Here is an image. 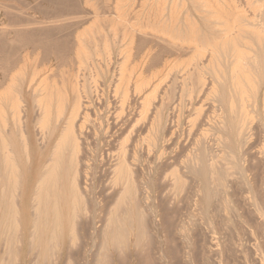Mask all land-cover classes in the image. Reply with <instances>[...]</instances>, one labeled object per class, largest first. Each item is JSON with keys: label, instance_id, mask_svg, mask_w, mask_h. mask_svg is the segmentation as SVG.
<instances>
[{"label": "bare ground", "instance_id": "bare-ground-1", "mask_svg": "<svg viewBox=\"0 0 264 264\" xmlns=\"http://www.w3.org/2000/svg\"><path fill=\"white\" fill-rule=\"evenodd\" d=\"M15 1L17 0H14V2ZM18 1L20 2V0ZM52 1L53 0H51V2ZM70 1L74 4L79 3V1L78 3L73 2L74 0H55L53 2L54 4L56 2L58 6L55 4L56 6L50 7L53 10L50 8L49 9L52 10V12L53 11L56 12V10H59L61 12H64V14L65 12H68V11L69 13L70 11L72 13V10L77 9V8H75L74 4H72ZM82 1H84L85 3L84 5L87 4L89 6L88 8H90L94 4L89 5L90 4L89 1L93 2L95 0L93 1L82 0ZM106 1L107 0H105L104 3L101 1L102 3L100 5L108 4L109 2L106 3ZM108 1H111V0H108ZM23 2L26 5L29 4V3L27 4V1H21L20 3L24 5ZM96 2L97 1H95V3ZM120 2L122 4L120 5L117 4ZM34 3L35 2L31 3V6L28 5L30 9L32 6L33 7L36 6V4ZM44 3H47V2L44 1ZM111 3L112 2L109 3L110 5H108L105 10H104V6L102 5L104 12L105 11L108 12L111 10V9L109 10L108 8L109 6L113 4ZM117 3H116L117 8L119 10L121 9L120 12L119 10H117V13L119 12L121 14L118 13L119 16L117 15L116 17H113V18H115V22L117 21L116 23L114 22V24H116L115 27H118L117 25L123 26L122 32H121L122 34L119 32V30L115 31L114 27H112L111 29L112 32L109 31L110 32L109 33L106 31V33L108 34L113 33L112 35H114L113 37L115 38L116 37L115 32H118L117 36L120 33L121 36L125 38L126 43L125 45H123L124 47L122 46L123 50L121 51L122 56H123V60H122L123 64L120 67L118 66L119 67L118 71L120 75L119 80H118V83L116 84L114 83L115 88L114 87L112 88V90L115 89L116 91L115 94L116 93L119 94L118 95L119 97L117 96L119 99L114 98L118 100V101L117 100L115 101L113 99L111 100L108 97L112 102L108 101L107 103L108 107H113L114 109L118 108L119 113L117 112L118 115L116 116H113V113L110 114L111 117L113 116L112 122H111V118L110 120L107 118L108 116L106 118L109 122L112 123L111 124L112 132L115 131L117 133V129H124L125 134L124 136L121 135L118 137V138L120 137L122 138H121V144L118 143L119 148L116 147L117 148L116 151L118 155L116 156V159L113 158L112 160L114 161L113 162L114 165L112 166L111 171H110L111 187L110 185L109 187H107L110 190L109 192L108 190L107 192L105 191L106 193L104 194V197L102 199L103 203L101 202V204H107L108 199L112 201L111 207L107 209L109 211H106L108 212V215L106 216L107 218L105 219L104 217L105 215L103 216L104 217L103 219H105L106 221L103 222L104 223L102 225L103 227L101 228V231H99L101 232V234H99L101 241L99 243V248H98L100 250L97 255L100 257V260L98 257H96L97 258L96 260L97 261L99 260V262L96 263L97 261H94V260L93 261L96 264H125L126 262L128 264H151L153 259L150 260L151 259L150 256L152 255L149 256V250L150 248L154 246V245L150 246L151 244L154 243L153 234L157 238H158L157 234L162 235L163 237L162 240L165 242L164 244L166 245V248L164 245V249H165L164 255H167V258L170 261H173L174 258L177 257V259L180 258L179 260L181 264H186L190 262V259H188V256L191 257V255H193L194 252L196 253V257H198L197 255L199 254V257H201L199 260L205 263L208 260V259L206 260L205 258H208V257L210 258L213 257L214 259L216 258V260L217 258H219L220 260V258L224 256L225 259H227L228 257L225 256V253H226L225 249H227V251L230 250L227 252L228 254L232 252L231 253L232 256L236 255L237 258H239V255H237V253L238 252L243 253L244 250L242 249H244V247H242L241 245L244 242H242V244L240 243V241L237 243L238 246L242 247V248L239 247L240 250H238L239 248H237V250L234 249L233 251H231L232 250L231 246L229 247L230 249L227 248L228 247L227 242L229 241H227L226 240L227 238H225L224 236L223 237L225 239L221 236L222 235L221 232L222 231L224 232V226L227 221L226 219H228L226 210H230V212H228L229 214L233 211L234 215L237 218H235V216H231V218L234 217V219H237L239 221L238 224H240L242 227L240 228L239 226V228H237V230L240 229L242 232V234L240 233V236H243L244 238H248L249 242L252 240L255 241L253 238H251L252 237L251 232L253 231V229L255 231L254 233L257 232L259 234L262 231L264 232V0H120ZM38 5L36 7H38ZM114 5L115 4H113L112 7ZM121 5L122 7L120 8ZM33 7L31 10L32 11L34 10L33 13L38 14V16H39V13L42 14V12H45L46 14V11H44L43 8H40L43 6H39L36 9ZM47 7L49 6L47 5L46 7H44L45 10L48 9ZM76 7L79 8L80 6L77 5ZM93 7L94 8L91 7L90 9L91 10L95 9V5ZM13 8L15 9V7ZM18 8L19 7H17L16 10ZM23 8H26V6H23ZM96 8H97V11H95L96 10L95 9L93 10V12L98 13L99 7L96 6ZM3 9H2V12H3ZM14 9H13V13L16 12L14 11ZM27 9L28 8H26V10ZM82 9H85V7ZM116 9H112V10L116 11ZM20 10L17 12V14L21 12ZM50 10L48 12L54 15V12L52 13L50 12ZM6 11L8 12H4V13H10L11 15H14L11 12L12 10H6ZM115 11H113L114 13L112 12L113 15L116 14ZM75 12H76L75 15H77L78 12L77 11ZM86 12H82V13L84 14ZM59 13L60 12H58V14ZM82 13L80 12V14ZM10 14H7V15L10 16ZM64 14L62 13L63 16ZM62 15H60L62 19L65 18L66 20L68 18V17H62ZM86 15L87 17L89 16V14L87 13ZM41 16H42L41 19L44 17L43 18L44 20L45 15L43 14ZM47 16L51 17L49 15ZM47 16L46 18H48ZM79 16H82V15H79ZM102 16H103V12H102ZM15 17L16 16L14 15V18ZM18 17L22 18V16L20 15H18ZM54 17L48 18L49 22H50V19L51 21H53V22H50V25L51 23L52 25H54L55 21L60 20V19L55 20L56 17L55 18ZM71 17L69 16L68 19H70ZM75 17H72V18L75 19ZM91 17H93V15ZM96 17H97V20H100L98 19V16L96 15L93 18H89V17L88 18L90 20V19H95ZM133 17L139 22V25H138L139 27H137L135 24L130 25V23H128L130 18L131 20L134 19ZM20 18H18V20L19 21L21 20L20 22L24 24L23 21L26 19L23 20ZM28 18H31V19L28 20ZM7 19H6V22H7ZM79 19H80L79 22L81 23L82 18H79ZM27 20L28 22L31 21V24H33V22H35L36 25L38 24L39 27L37 26V29L40 30V31L38 30L35 31V28L33 27H36V26H33V25L31 26L32 35H30L29 38L30 39L32 38V39L31 40L29 39V41H31L32 43L29 41H25V40H28L27 38L28 34H26L27 37L23 35V37H25L26 39L22 37V34L25 31L24 30L22 32V29H24V27L20 29L18 25L17 26L15 25V28H14V26L11 25L12 23L10 22L8 23L15 30H16V27H18L21 30L22 32L21 37H22V40L25 39L24 40L25 44L26 42H29L33 44V46H35L37 42L39 41L43 44L44 41H42L41 39L43 37V36L41 37V35L44 34L43 32L46 31L45 33L48 36H50L49 34L51 33L50 31L53 32L54 29L59 27L58 25L60 23L58 22V25H57L58 27L56 28H54L55 25L54 26L51 25L54 29L52 30L49 29L47 33L46 29L48 28H45V30H43V26L45 27L49 25H46V23L44 24L43 23L44 21L40 22L39 20H36V19L33 21V17H28V16H27ZM112 20L114 21V19H111V21ZM13 21H16V20H13ZM75 21L77 22V20ZM86 21H87V18H86ZM86 21L84 19L83 25L84 23L88 24V22ZM111 21L110 23L113 25V22ZM26 22H25V25L28 24ZM67 22L71 24V20H67ZM99 23H104L103 26L102 24L101 26L102 28L103 27L105 28L109 22L108 20L106 21L100 20ZM86 24H85V27H86ZM111 24H109V26L107 25V27L110 28ZM26 26L31 28L29 25H26ZM26 26H25V29L27 30ZM94 26L97 27V25H94ZM63 27L64 26L61 27L62 29L59 27L58 30L64 31L67 29V28L63 29ZM96 27H94L95 29H92V30H94L93 32L97 33L95 35L98 38H95V40L93 39L90 40L93 46L92 44H90L92 47L89 50L96 47L97 43L100 41L99 38H102L101 42H99V46H100V43H103V45L101 44V46H103L102 47L103 53L101 52L100 54L102 55L104 54L108 56L110 54V52L108 53V51L110 50L107 47H110L113 50L114 47L117 48L120 45L112 47L113 45L109 44L110 46H107L108 45L107 40L103 39L104 36H106L104 35V32H103L105 30H103L101 27H100L101 29H99L98 27L97 29ZM9 28L12 29L11 27ZM73 28L75 27L73 26ZM73 28L71 26L70 29H73ZM89 28L90 29L92 28L90 27V24H88L87 29ZM14 29L12 30L15 31ZM77 30H79V27ZM1 31H2V28H1ZM67 31L69 32V30ZM67 31H65L66 32L65 35L66 36L68 35V36L67 37L65 35L63 36L65 37L66 40L67 38L70 39V41H68L69 39L65 41L67 42V44H69L68 42H71L70 36L72 35L73 37V32L71 30V32H69V34L71 33V35H69ZM56 32H54V34H56ZM16 33H20V32L15 31V37L17 36ZM79 33L78 35L81 36V33L80 34ZM46 34L44 36H46L49 39V37ZM6 36H9V34L8 35L6 34ZM18 36H19V40L21 41L20 34ZM18 36L16 37V40H18ZM2 37L0 33V39ZM46 37L44 39H46ZM64 37L63 39L61 37L60 38L55 37L58 39L57 41L55 39L57 43H53L52 41H54V39L52 40L50 38L51 41L48 40V42H52L53 44L52 45L50 44L51 46L49 44L48 45L44 44V45L50 46V48L52 47V49H57L58 46H62L63 44H65V43H62L63 40H65ZM75 37H78V36H75ZM113 37H112L113 40L111 39L112 43L115 40ZM83 38L85 39V37ZM83 38L81 36V38H79L80 41H78L79 39H76L79 45H75L77 43L75 42V39H74V41H72L71 43L75 42V44L74 43H73L74 45L70 44L69 47L73 45L72 48L74 49L75 46H78L77 49L75 48L76 50H74L76 55L74 53H72V55L73 57L74 55L76 56L75 60H77L78 58L81 60L80 61L78 59L79 61L76 62V63L82 62L80 64L81 66L82 65L83 66L80 68H83L84 66L90 65V64L92 65L91 68H93L94 66L93 58L97 59V57L101 56L99 54L101 49H99L100 51H98V48H97L98 46H97L96 47L97 49L94 48L93 50L94 52L92 51L93 53H95V55H92L94 57L93 58L89 57L88 55L85 54L86 51L84 50L85 46L83 44L86 45L87 42L86 40L83 41ZM59 39H62V40H59ZM86 39H89V38L87 37ZM102 40L103 41L106 40V41L102 42ZM58 41H62L61 42L62 44L60 45V42L58 44ZM8 43H9V40H8ZM21 43L19 42V45ZM29 43H27L26 45L28 46ZM34 43L36 44L34 45ZM114 44L116 45V43ZM22 45L23 44H21V46ZM26 45H23V46L27 47ZM37 45L36 47H38ZM63 46L59 48L62 50L60 51H58L59 49L56 50L57 56L55 53H53L54 61L55 63H57L55 65H57L58 67L59 66L58 63H60V67L58 68H61V64H65L64 60H65V57H67V55L66 56L64 55L65 54L64 51L66 52L69 49L68 45L66 46L68 48L63 47ZM12 48L13 47H11V50ZM46 48L49 49V47H45V49ZM63 48L64 49L66 48V50H64ZM52 49H49V50L46 49V51L52 52ZM120 49L121 48H119V50ZM6 50L8 49L6 48ZM24 50H23V56H24ZM71 50H68L67 53L71 54L69 52ZM86 50H87V53L90 52L88 51V49ZM25 51H29V50H25ZM30 51L28 53H30ZM46 51L43 53L40 52L41 53L40 56L41 55L43 56V54H46L44 55L46 57L49 56L50 54L49 53L47 54ZM61 51L63 52L64 58L62 57V55L58 54V52L61 53ZM74 51H71V52H74ZM119 52L117 56L119 55ZM25 53L27 54V52ZM32 54L33 53H31V55ZM17 55L18 53L16 54V56ZM59 55L60 57H58ZM79 55L80 56L82 55V57L84 58L81 59ZM90 55H91V52H90ZM114 56L116 57V54H114ZM108 58L109 56L106 58V61ZM30 59L32 61V58ZM51 59H49L50 65H51V61H50ZM98 59H101V58H98ZM25 60H27L26 57H25ZM25 60H22L21 62ZM62 60L64 63H61ZM115 60L116 59H114V61ZM31 61L29 60L28 62L30 63ZM42 61L41 63L42 65H44ZM102 61H105V59H103ZM105 62H102V63H105ZM35 63H38V62H35ZM14 64L15 63L13 62L12 65ZM66 64H68V62ZM66 64L63 66H66ZM86 67L90 68V66H86ZM5 69L8 70V67L6 66ZM22 69H23V66H22ZM18 72L21 73L20 71ZM2 73L4 72L2 71ZM63 73L61 74L63 75ZM95 74H99L97 72V69H96ZM19 75L18 76L11 75L10 77L15 78V76H17L16 78L18 79ZM36 75H37V72H36ZM30 77L34 79V76H30ZM30 77L28 80L31 79ZM63 77L62 79H64ZM3 78H6V77L4 76L2 77V79ZM12 79L10 80L12 81ZM21 80L23 81V79ZM42 80L46 81L45 79H42ZM30 81H33V80H30ZM30 81L27 83L31 84L32 82ZM39 82L40 84L43 83V86L41 85L43 87V88L41 87L43 90L41 101L39 100L40 99L39 95L34 92L39 87V85L35 86V88L36 87L37 88L36 89L34 88L32 91L39 97V98L37 97L39 102L38 101L37 102L35 101V102L36 104L38 103V108H40V110L36 108L39 110V116H40V118H38L39 125L40 123H42L41 124L42 126L40 125L41 137L39 138H41V143L43 145V151H42L43 152L42 153L43 154V167L41 169V173L40 171H38L39 179L36 182L35 187H33L35 188L34 189L35 194L33 195L34 197L32 198L33 202L35 203V204L33 203V208H32L33 223L31 226V232L29 235L28 234L27 235L29 236V239H30L28 242L30 248L31 249L32 248L41 249L43 260L44 261L46 260L45 256L47 255V257H50L49 261L55 264L56 262H59L60 258L63 259L61 253H59V250H61V247L63 246V243H64L63 240L60 239L61 235L68 236L69 247L68 248L66 247V249H68L67 253L70 254L71 248L77 247L75 245L79 244L78 242H81V240L79 239L81 238L79 237L81 233H78V231L80 232L81 229L80 230L78 229L79 227L78 222L80 220L81 221L85 220V218H87L88 216V210L85 205L86 204L85 196L83 195V193H81L79 189V185H78V182L82 181L80 180L81 178L79 177V173H80L79 163L82 161L81 154L82 155L84 154V152H82V147H81L82 142H84L82 140L85 139V138L83 139L84 135L82 133L84 124L83 123L78 124L77 123L78 120L76 122V119H78L77 117H78V114L80 113L81 115L83 113V116L85 117V119H87L86 118L87 113L84 114L85 113L84 110H86V108L90 104L84 103L85 100L88 101L87 99H85L88 97H86L87 94H85L83 91L82 93H84L85 95L84 97L85 100L84 102H82L77 88L76 89L72 88L73 90L69 88L70 89L69 91L73 92L72 93L73 98H72V103H71V101L69 102V99H68L70 95L67 97L66 91H64L66 87L64 86L60 87V84H63V82L59 81L60 84L58 82L59 84L58 86L54 85L56 84L57 81H55L54 83L52 82L54 87L51 86L52 83L50 84V86H48L46 84L47 82L46 83H44L43 81H39ZM12 83L15 84V80L14 82L12 81ZM10 84L7 83V85L9 86L6 88L9 89ZM21 85L23 86L22 83ZM11 86H12L11 90L13 91L14 89L13 87H18L19 85L13 86V84H11ZM81 88L82 89H80V91L83 90V86ZM15 89H14V92H17V90L21 92L20 89L22 88L20 89L15 88ZM97 89L94 92L92 91L93 90L92 89L91 90L92 93H95V94L98 93ZM4 90L6 91L7 89L4 88L3 90H1L3 91V97H1L2 99H0V101L1 103L5 104V108L7 104L10 105V108L8 106L7 109L11 111V114L10 113L9 114L11 115L10 119H11L12 124H10V126L12 125V128L5 124L6 121L4 118L6 116L4 115H6L7 113L3 114L4 113L3 111L5 110V108L4 110L1 109L0 110V117H1L0 121L2 122H0V124L1 123L3 124V127L1 128H3L2 130L5 136L3 135V137H1L2 135L0 134L1 135L0 136V147H1L0 167L2 169V171L0 172V202H3V203L5 202V204H0V237L1 238L4 237L3 238L5 239L4 247H7L8 249L9 256H8L7 264H20L21 262L18 257L17 250H19L20 247H22L23 245L22 238H24L25 236H23L22 234L23 229L20 225V214L21 213L18 210H23V208L26 207L24 204L25 199H26V191H28V189L31 186L29 175H27L24 172V169H26L27 167L23 168L25 163L24 161H22V158H21L23 156L25 158L24 160L27 159V144H28L27 135H26V129H27L26 117L28 115L26 112L27 103L25 102L26 100L18 96L19 92H17V95L16 94L13 95L12 93L14 92H11V90L9 89L11 92L10 94L9 90H7L8 93L6 92V94L9 97L7 98V95H4L5 94ZM38 90H41V89L38 88ZM101 91L103 92V88ZM38 93L40 94V91ZM108 93H109L108 91L107 93L105 92V94H108ZM95 94L93 96L97 95ZM113 94H114V91H113ZM0 95H2V92ZM102 96H103V93H102ZM34 99H36V97H34ZM101 99H103V97ZM109 99L106 98L105 100H109ZM91 100H93L92 97H91ZM96 101H98L99 103L98 99H96ZM104 102L106 103V101ZM1 103H0V108L3 107ZM69 103L71 105L70 108H69ZM106 109L107 111L109 110L108 108ZM87 110H89V108ZM134 113H136V115ZM88 115L89 114H87V116ZM83 116L80 117V119H82L86 123V120H84ZM13 131L14 133L16 132V135L19 137V140L22 145L20 148L17 147L13 139H11L10 137ZM210 131H215V132L211 134ZM111 133H110V136H111ZM142 133H144V135L146 134V137H145L146 139L144 138L146 143L143 142L145 143V146L147 145V148L144 147L147 149V152H144V153H147L146 156H148L149 158L152 157L155 160L157 169L162 168L164 164L168 165L169 168H171V170L166 168L168 169L167 171H171L169 172L171 174L167 172L168 174L167 178L170 175L171 177L169 179H171V181L168 184L169 188L164 190L165 192L170 191L171 193L166 194L167 192L165 193L162 190V193L163 192L164 193L161 194L160 196H161V199H164L166 201V202L164 201L166 204L165 206L164 204L162 205L164 206V209L162 208L163 211L162 209H160V211L162 212L160 214L157 213L158 203H155L156 201L158 202V200L160 201V197L158 194V197H159L157 198L158 200L156 199V201L154 200L155 202L153 201L152 189H151V187L153 186H150L152 184L150 182L151 179L149 177L145 178V176H143V178L147 179V181L146 182L141 181L143 179V178L141 179L142 177L141 175L143 173V171L141 170H144V169H142L141 168L142 166L138 164V157L140 159V155L138 156L137 145L131 144L132 146L128 147L130 148L128 149V151H130L129 156H128L127 149H126L127 143L129 141L128 139H130L131 140L130 142L132 143V139L134 137L135 138L139 137ZM4 137L8 139L9 141L5 140ZM116 140L110 139V141H114V143ZM137 141L139 142L140 140H137ZM140 142H142V140ZM41 143L39 144V146L41 145ZM143 143H141V145H144ZM109 145H112V144H109ZM234 150H237V153L239 155L240 153L243 154V158L239 156L242 158L241 159L237 156L236 159L238 158V160L235 161L234 156L236 155V153H234L235 152ZM48 151L50 152V154L47 160L45 161L46 154ZM89 153L87 154L89 155ZM232 154H234V156H232ZM142 155L141 157L147 158V157H144V155L143 156ZM16 156L20 157L18 161L16 159ZM99 156H102V155H99ZM95 157L97 158V156ZM102 158H106V157H102ZM175 158L176 159L180 158L178 159V161L180 160L179 165H176L177 160ZM27 160L25 162H27ZM143 160L147 161L148 159H143ZM174 160L176 162H173ZM99 161L102 162V160H99ZM174 163L176 164L174 165ZM84 164L87 166L88 163H84ZM149 165L148 167H150ZM29 168H30V164H29ZM157 169H154V170H157ZM166 169L164 168L165 171ZM88 170L87 172H89ZM152 170L153 168L149 170V172L147 171L148 176L149 175L151 176L153 172H156L153 170V172L151 173ZM140 171H141V175H139ZM85 173L83 172L82 174H85ZM161 174H162V170H161ZM167 174H165V176L161 175V177L163 176L162 179L160 180L161 182L164 183V181L167 179V178L165 179ZM103 175H106V173ZM195 177L201 179V182L198 181V179H195ZM156 182L160 184L159 180H156ZM80 183L81 182H79V184ZM164 184L162 185L164 186ZM160 188H158V191L160 190ZM165 188H167V186H165ZM83 189L86 190L85 187ZM156 190L155 192H157ZM209 192L210 194L214 193V195L220 192L222 193L223 196L219 193L222 198L218 196L217 197L218 199L221 198L222 200H217V199L214 200L213 198L214 195L212 196L209 194L210 196H212L210 197L211 200L215 201V203L208 204V205L205 204V207L207 206L205 208L204 198H207L206 194L208 195ZM29 194H30V191H29ZM154 197H155V194H154ZM216 200L218 201L219 204H217ZM41 201H42V204H40ZM142 202L145 203L144 205L147 208V209L145 208L146 210L145 209L143 210L144 207L142 206L143 205ZM162 202L163 200L161 201V203ZM155 207L157 210L154 209ZM173 207H177L178 210L180 207H183V209L185 210L184 213H183L184 210L182 211V208L180 209L183 213L182 214L183 218L178 219L176 217V214L179 213L177 209L174 210L176 211V214L173 213L175 216L171 214ZM204 208L207 210H205ZM191 210H193L194 212H199V211L203 212L205 210L204 212H207L206 215L209 213V216L207 215V217H210L209 222L206 221L207 217L204 216V214H199L200 219L202 218V221L197 218L195 219L193 216H191L193 212V211L191 212ZM195 214L197 215L198 213H195ZM199 215L196 217H199ZM201 215L204 216L205 222L203 221L204 219L203 217H201ZM176 218L177 220H175ZM229 218H230V215H229ZM90 221L87 223L84 221V224L86 223L85 225H87L90 223ZM231 222L233 223L234 221H232L231 219L230 223ZM79 224H82V223H79ZM226 224H227L226 228L228 230H232L230 229V227H228L229 223H226ZM82 225L80 226L81 228L85 226V225L83 226ZM234 225L235 223H233V226L232 225L231 226L234 227ZM83 229L81 230V232H83ZM237 230H236L237 233L236 232L235 233L239 234L238 232L239 230L238 231ZM88 231H89V228L87 231L85 230L86 235ZM92 232L93 231L91 230V233ZM225 232L228 234V232H231V231L227 232V230L225 229ZM219 235L220 237L223 238L222 243L226 240L225 242L226 245H224V243L223 244L217 243L218 239L216 238V236L219 237ZM84 237H87V236H84ZM253 237L256 238V235ZM260 239L263 240V238H260ZM159 241H156V242L158 243ZM231 241L233 242V240ZM254 243H257V242H254ZM262 243H264V241ZM232 244H234V247L237 246V245L235 246L236 242ZM246 245H243V246H246ZM252 246L254 247L255 244L254 245L252 244L251 247ZM260 246H262V244H260ZM260 246L258 247L256 246L257 250L259 249ZM69 248H70V251H69ZM156 248H158V246L155 247V250L153 248L152 250L158 251L159 248L158 250H156ZM246 248L248 247H245V249ZM256 248L252 250L255 251ZM7 249H6V252H7ZM249 249L251 248H248L246 250L249 251ZM128 250L130 251L127 252ZM252 250L251 252H253ZM260 252H264V251L262 250ZM139 253H141L140 258L138 255ZM178 255H179V258H178ZM243 255L245 254L243 253ZM252 255H255V254H252ZM71 256H74V254L73 255L71 254ZM133 257H135V261ZM258 257L260 256H257V258ZM66 258L67 259L66 261L64 260V262H66V264H70L71 262H70L69 256ZM213 258H211L210 261ZM160 259L162 261V258ZM204 259L206 261H203ZM231 259L233 258L231 257ZM175 260H174V263H175ZM187 260L189 261L187 262ZM197 260L196 262L199 264V262L201 261L198 262ZM170 261H168L169 264L172 263ZM194 261L195 260L193 257V262ZM230 261L232 262V260ZM3 262L5 264L6 261H3ZM35 262L37 263V260ZM156 262L155 264H157ZM162 262H164V264L166 263L164 259ZM225 262H227V260ZM216 263L217 262H215L214 264ZM228 264H229V260H228ZM235 264H237V262ZM260 264H264V260L260 262Z\"/></svg>", "mask_w": 264, "mask_h": 264}, {"label": "rangeland", "instance_id": "rangeland-1", "mask_svg": "<svg viewBox=\"0 0 264 264\" xmlns=\"http://www.w3.org/2000/svg\"><path fill=\"white\" fill-rule=\"evenodd\" d=\"M118 4V3H117ZM115 5H116V3H115ZM138 9V8H137ZM136 9V10H137ZM132 18V17H131ZM131 18L129 19V22L128 23H130V25H132V24H135L137 27H139L138 25H139V22L134 18V19H132L131 20ZM36 18H34L33 17V21L35 20ZM131 21H132V23H131ZM135 21V22H134ZM137 21V22H136ZM112 22H113V25L111 26L110 25V28L108 27V29H110V30H106L107 32H109V31H111V29H112V27H114L113 29L115 30V31H118L119 30V32L121 33L122 32V28H123V26H121V25H117L118 27H115L116 26V24H114V22H115V19H114V21L112 20ZM117 22V21H116ZM115 22V23H116ZM35 22H33V26H36V27H33V28H35V31H40L39 29H37V26H38V24L36 25V23L34 24ZM39 27V26H38ZM41 27V26H40ZM116 28H118V29H116ZM34 31V32H35ZM114 31V32H115ZM112 32V31H111ZM110 33V32H109ZM119 33V35L117 36V34H118V32H115V38L113 37L114 35H112L113 33H111V34H108V33H106V32H104V35H108L107 37L106 36H104V38L103 39H106L107 40V42H108V45L107 46H110L109 44H111V45H113L112 47H114V46H118V45H120L119 47H114L113 48V50L110 48V47H107V48H109V50L110 51H108V49H107V51H108V53L110 52V54L108 55L109 56V58L107 59V61H106V58L108 57L107 55H102V54H100L101 52L103 53V46H101V44L103 45V43H100V46H99V42H101V40L97 43V48H98V51H100L99 49H101V51L99 52V54L101 55V56H99L98 54V56L99 57H97V59L96 60H93V68H91L92 67V65L90 64V65H86V66H90V68L89 67H86V66H84L83 68H85V69H83V68H80V67H82L81 66V64H79V65H77V64H66V66H63V65H65V64H61V68H58V67H60V64H58L59 66L57 67V65H43V66H41L40 64H39V58H33L32 59V64H31V76H34V79H32L31 77V79L30 80H33V81H30V80H24L23 79V75L22 74H17V76L19 75V78H21V79H23V81L21 80V79H15V84L14 83H12V82H10L11 84H13V86H20L21 85V83L23 84V86L21 87H13L14 89L15 88H18V89H20V88H22V89H20L21 90V92H19L18 90H17V92H19L18 93V96H20V98L22 97V99H24V100H26L25 102L27 103V105L28 106H38V103L36 104V102L38 101L39 102V100L41 101V96L43 95V90H42V86H43V83L42 84H40V82L39 81H43L44 83H46L48 86H50V84L53 82H55V81H57L56 82V84H54V85H56V86H58L59 84H60V82H63V84H65V85H63V84H60V87L62 86H64V87H66L65 89H64V91H66V94H67V97H68V99H69V102L71 101V103H72V93L73 92H70L69 90V88H71V90H73V89H76L77 88V90H78V93H79V96L81 97V100H82V102H84V100L85 99H87L88 101H86L85 100V104H90L87 108H86V110H84V114H89L88 116H87V114H86V118L87 119H85V117L83 116V113H82V115H81V113L80 114H78V119H76V122H77V120H78V124H80V123H83L84 125H83V130H82V133H83V139L84 140H82V141H84V142H82V145H81V147H82V152H84V156L81 154V156H82V161L79 163V169H80V173H79V177L81 178L80 180H82V181H79V182H81V183H83V184H79V182H78V185H79V189H80V191H81V193H83V195L85 196V201H86V207H87V210H88V216H89V218H88V216H87V218H85V220H83V221H79L78 222V225H79V227H78V229L80 230H82L83 228V232H81V230H80V232L78 231V233H81V235H79V237H81V238H79L80 240H81V242H78L79 244H76L75 246H77V247H73V248H71V252H70V254L69 253H67L68 251V249H66V247L68 248L69 247V239H68V236L66 235H61V237H60V239H62L63 240V246L61 247V250H59V253H61V255H62V258L63 259H61L60 258V260H59V262H56L57 264H66V262H64V260L66 261V257H68L69 256V259H70V264H96V263H98L99 262V260H100V257L97 255L98 253H99V250L100 249H98L99 248V243H100V235L99 234H101V232H99V231H101V228L103 227L102 225L104 224L103 222H105L106 220V216L108 215V212H106V211H109V210H107V209H109L110 207H111V203H112V201L111 200H109L108 199V201H107V204H101V202H102V199H103V197H104V194L107 192V190H108V192H109V190L110 189H108L107 187H109V185H110V187H111V173H110V171H111V168H112V166L114 165V161H112L113 160V158H115L116 159V156L118 155L117 154V151H116V147H118L119 148V144H121V138L122 137H120V138H118L119 136H124V134H125V132H124V129H117V133L114 131V132H112L111 130H112V117L113 116H116V115H118V113H119V109L118 108H113V107H108L107 106V103H108V101L110 102L112 99L113 100H117V99H119L118 97V93H116L115 94V89L114 90H112V88L114 87V85L116 84V83H118V80H119V67L123 64V62H122V60H123V56H122V48L124 47L123 45H125V43H126V41H125V38L123 37V36H121V34ZM103 35V34H102ZM110 35V36H109ZM115 39L114 41H113V43H112V41H111V39H112V37ZM106 37V38H105ZM118 37V38H117ZM106 40H102V42H105ZM113 40V39H112ZM110 41V42H109ZM37 42V41H36ZM114 43H116V45L114 44ZM122 43V44H121ZM36 43H34V45H35ZM38 44V45H37ZM37 46H39V44L41 45L42 43L39 41V42H37ZM107 44V43H106ZM123 46V47H122ZM95 47V48H96ZM33 48H34V46H33ZM96 48V49H97ZM119 48H121L120 50H119ZM117 49H118V51H117ZM112 50V51H111ZM116 51H117V53H116ZM120 51V52H119ZM118 52H119V55H121V56H117V54H118ZM114 54H116V57L114 56ZM96 55V56H97ZM104 58H103V57ZM106 56V57H105ZM98 58H101V59H98ZM105 59V61H102L103 59ZM114 59H116L115 61H114ZM111 60V61H110ZM99 61V62H98ZM186 61V60H185ZM35 62H38V63H35ZM98 62V63H97ZM102 62H105V63H102ZM110 63V65H109V63ZM122 62V63H121ZM184 62V61H183ZM108 63V64H107ZM121 63V64H120ZM98 64V65H97ZM117 64V65H116ZM37 65V66H36ZM41 66V67H40ZM63 66V67H62ZM98 66H99V68H98ZM119 66V67H118ZM34 67V68H33ZM79 67V68H78ZM69 70H68V69ZM95 68V69H94ZM105 68V69H104ZM62 69V70H61ZM63 69H65V70H63ZM79 69V70H78ZM94 69V70H93ZM96 69H97V72L99 73V74H95V72H96ZM107 69V70H106ZM54 70V71H53ZM70 71V72H68V71ZM90 70V71H89ZM37 72V75H36V72ZM65 74H64V73ZM49 73V74H48ZM57 73V74H56ZM61 73H63V75L61 74ZM81 73V74H80ZM34 74V75H33ZM48 74V75H47ZM51 74V75H50ZM60 74H61V76L63 77L64 75V79H62V77L60 76ZM91 74V75H90ZM67 75H68V77H67ZM78 75V76H77ZM94 75V76H93ZM98 75V76H97ZM100 75V76H99ZM108 75H110V76H108ZM118 75V76H117ZM16 76V77H17ZM35 76H36V78H35ZM41 76H42V78H41ZM53 76V77H52ZM82 76V77H81ZM91 76V77H90ZM118 78H117V77ZM95 77V78H94ZM101 79H100V78ZM111 77V78H110ZM113 77V78H112ZM66 78V79H65ZM68 78V79H67ZM71 78H72V80H71ZM74 78V79H73ZM77 78V79H76ZM80 78V79H79ZM103 78H105V79H103ZM42 79H45L46 81H44V80H42ZM87 79V80H86ZM94 81H96V82H94ZM21 80V81H20ZM35 80V81H34ZM52 80V81H51ZM55 80V81H54ZM74 80V81H73ZM84 80V81H83ZM112 80V81H111ZM114 80V81H113ZM32 82L31 84H30V86H29V84L27 83V82ZM60 81V82H59ZM83 81V82H82ZM90 81V82H89ZM14 82V81H13ZM49 82V83H48ZM58 82H59V84H58ZM75 82V83H74ZM94 82V83H93ZM53 83L51 84V86L52 87H54L53 86ZM115 83V84H114ZM11 84H10V90L12 89V86H11ZM16 84H18V85H16ZM68 86H67V85ZM95 84H96V86H95ZM107 84V85H106ZM108 84H110V85H108ZM39 85V89H41L42 90V92H41V90H38V88L36 89L35 88V86H38ZM42 85V86H41ZM103 85H104V87H103ZM76 86V87H75ZM83 86V90H81L80 91V89H82L81 87ZM93 86V87H92ZM95 86V87H94ZM42 87V88H41ZM85 87V88H84ZM89 87V88H88ZM110 87V88H109ZM36 89L34 92L35 93H37L38 95H39V97H40V99L38 100L37 99V97H38V95H36L35 93H33V89ZM73 88V89H72ZM88 88V89H87ZM91 88V89H90ZM99 90H98V89ZM102 88H103V92L101 91L102 90ZM109 88V89H108ZM115 88V87H114ZM14 89H13V91L12 92H14ZM93 89V90H92ZM96 89H97V92L98 93H92V91L94 92V91H96ZM101 89V90H100ZM16 90V89H15ZM76 90V91H77ZM92 90V91H91ZM109 92L108 94H105V92L107 93V91ZM110 90V91H109ZM40 91V94L38 93V92ZM82 91L85 93V94H87L86 95V97H88V98H85L84 99V97H85V95H84V93H82ZM88 91V92H87ZM89 91H90V93H89ZM99 91H101L102 93H103V96H102V93L101 92H99ZM113 91H114V94H113ZM17 92H14L16 95H17ZM81 92V93H80ZM33 93V94H32ZM42 93V94H41ZM69 93V94H68ZM110 93H111V95H110ZM22 94V95H21ZM36 96H35V95ZM81 94H83V95H81ZM92 94V95H91ZM96 95V96H93V95ZM91 95V96H90ZM103 97V99H104V101H106V103L103 101V99H101L102 97ZM105 95H107V96H105ZM114 95H115V97H114ZM83 96V97H82ZM90 96V97H89ZM118 96V97H117ZM34 97H36V99H34ZM38 97V98H39ZM91 97H92V99L93 100H91ZM101 99H99V98ZM111 99H109V98ZM109 99V100H105V99ZM114 98H117V99H114ZM95 99V100H94ZM96 99H98L99 100V103H98V101H96ZM32 101V102H31ZM36 101V102H35ZM92 101V102H91ZM102 101H103V103H102ZM118 101V100H117ZM112 102V101H111ZM114 102V101H113ZM95 103V104H94ZM102 103V104H101ZM36 104V105H35ZM97 104V105H96ZM99 104V105H98ZM95 106V107H93V106ZM102 105V106H101ZM90 106H92V107H90ZM101 106V107H100ZM104 106V107H103ZM105 106H106V108H108L109 110L107 111V109L105 108ZM71 107V105H70V103H69V108ZM89 108V110L91 111H89V110H87ZM94 110V111H93ZM97 111V112H96ZM98 111H100V112H98ZM112 111H114V112H112ZM118 112V113H117ZM100 113V114H99ZM105 113V114H104ZM113 113V116L111 117V115L110 114H112ZM116 113V114H115ZM115 114V115H114ZM135 115H136V113H134ZM81 115V116H80ZM134 115V116H135ZM84 117V120H86V123L82 120V119H80V117ZM101 116H102V118H101ZM108 116V117H107ZM110 120V118H111V122H109L108 120H107V118ZM101 118V119H100ZM105 119V120H104ZM82 120V121H81ZM95 120V121H94ZM79 121H81V122H79ZM90 122V123H89ZM100 122V123H99ZM101 122H102V124H101ZM109 122V123H108ZM106 124H108V125H106ZM91 125V126H90ZM109 125H111V126H109ZM106 126V127H105ZM109 126V127H108ZM103 128V129H102ZM108 130V131H110V132H108L106 129ZM94 129H95V131H94ZM100 129V130H99ZM122 130V131H121ZM120 131V132H119ZM91 132V133H90ZM95 134H94V133ZM112 132V133H111ZM122 132V133H121ZM213 132H215V131H210V133L212 134ZM110 133H111V136H110ZM114 133V134H113ZM115 133H116V135H115ZM113 134V135H112ZM143 134V135H142ZM139 137H140V139H139V137H134L133 139H132V143L130 142L131 140L130 139H128L127 141H128V143H127V146H126V149H127V153H128V156H129V153H130V151H128V149H130V148H128L129 146L131 147L132 145H134V144H136L137 145V152H138V156L140 155V159H139V157H138V164L140 165V166H142L141 168L142 169H144L145 170V172H144V170H141V171H143V173H142V175H141V171H140V174L139 175H141L142 177H141V179L143 178V176H145V178H147V177H149L150 179H151V185L150 186H153V187H151V189H152V197H153V201L155 200L156 201V199L157 198H159L160 197V201L158 200V202L156 201H154L155 203H158V210L156 209V207L154 208V209H156L155 211L158 213V214H160V213H162L161 211H160V209H164V206H165V200L164 199H161V194H163L165 191L164 190H166V189H168L169 187H168V184H169V182L171 181V179H169L171 176L169 175V177L167 178V176H168V174H167V172L169 173V172H171V171H167L168 169H170L171 170V168H169V166L168 165H163V167L166 169V168H168V169H166V171L164 170V168L162 167V168H160V169H157V165L155 164V160L152 158V157H150V158H152V159H150L148 156H146L147 155V153H144V152H147V145L145 146V137H146V134L144 135V133H142ZM116 137H115V136ZM11 136H13V135H11ZM10 136V137H11ZM110 136V137H109ZM113 137V138H112ZM87 138V139H86ZM138 138V139H137ZM145 138V139H144ZM102 139V140H101ZM110 139H112V140H116L115 141V143H114V141H110ZM135 139V140H134ZM86 140V141H85ZM137 140H142V142H138ZM109 141V142H108ZM34 142H36V140H34ZM86 142V143H85ZM143 142H145V143H143ZM85 143V144H84ZM92 143V144H91ZM119 143V144H118ZM141 143H143L144 145H141ZM109 144H112V145H109ZM132 144V145H131ZM89 145V146H88ZM36 145L34 144L33 145V147H35ZM142 146H143V148H142ZM144 147H146V148H144ZM36 148V147H35ZM141 148H142V150H141ZM87 149V150H86ZM113 149V150H112ZM145 149V150H144ZM84 150V151H83ZM104 150V151H103ZM226 150V149H225ZM224 150V151H225ZM118 151H119V149H118ZM140 151H141V153H140ZM227 151V150H226ZM235 152L234 153H236V155L234 156V154H232V156H234V159H235V161L236 160H238V158L236 159V157L238 156H241L242 158H243V154H241L240 152V155L237 153V150H234ZM91 153V155H90V153ZM104 152V153H103ZM115 154H114V153ZM85 153H86V155H85ZM87 153H89V155H90V157H89V155L87 154ZM111 154V156H110V154ZM49 154H50V152L48 151L47 152V154H46V159H45V161L47 160V158L49 157ZM106 154V155H105ZM144 155V157H147V158H143V157H141V155ZM99 155H102V156H99ZM113 155V156H112ZM142 155V156H143ZM93 156V157H92ZM95 156H97V158L95 157ZM115 156V157H114ZM179 156H181V155H179ZM178 156V157H179ZM88 157V158H87ZM102 157H106V158H102ZM241 157H239V158H241ZM85 158H87V159H85ZM90 158V159H89ZM241 158V159H242ZM93 159V160H92ZM96 159V160H95ZM143 159H148L147 161L146 160H143ZM176 159V158H175ZM178 159H180V158H178ZM178 159H176L177 160V164L176 163H174V165L176 164V165H179V161H178ZM89 161V162H87V161ZM92 160V161H91ZM99 160H102V162L101 161H99ZM105 160V161H104ZM140 160V161H139ZM151 160H152V162H151ZM22 161H24V159H22ZM142 161V162H141ZM145 161V162H144ZM182 161V160H181ZM109 162H111V163H109ZM147 162V163H146ZM173 162H176L175 160L173 161ZM84 163H88L87 164V166L84 164ZM149 163H150V165H149ZM151 163H152V165H151ZM83 165H85V166H83ZM105 165V166H104ZM147 165V166H146ZM148 165L151 167H148ZM153 166V167H152ZM83 167V168H82ZM87 167V168H86ZM90 167V168H89ZM146 167H148V168H146ZM88 168H89V170H88ZM150 168V169H149ZM153 168V170L154 169H157V170H154V171H156V172H153V170L151 171V173H152V175L151 176H153V177H155V178H153V177H151L150 175L148 176V173H147V171L149 172V170H151ZM85 169V170H84ZM148 169V170H147ZM87 170L89 171V172H87ZM161 170H162V174H161ZM81 171H82V173L84 172H86L85 174H82L81 173ZM160 172V173H159ZM167 174L166 175V177H165V179L166 180H168V181H164V183L166 182H168L167 184L165 183H163V182H161L160 180L162 179V177L163 176H165V174ZM87 173H89V174H87ZM106 173V175H103V174H105ZM155 173H157V174H155ZM160 175H159V174ZM173 173V172H172ZM110 174V175H109ZM146 174H147V176H146ZM164 174V175H163ZM169 174H171V173H169ZM86 175V176H85ZM161 175H163L162 177H161ZM160 176V177H159ZM158 177V178H157ZM83 178V179H82ZM145 178H143L141 181L142 182H146L147 181V179H145ZM160 178V179H159ZM86 179V180H85ZM110 179V180H109ZM195 179H198V181H200L201 182V179H199V178H197V177H195ZM31 180H34L33 179V176H31L30 175V182H31ZM107 180V181H106ZM156 180H159V183L162 185V184H164V186L162 185H160V184H158V182H156ZM85 181H87V182H85ZM148 181V182H149ZM85 182V183H84ZM89 182V183H88ZM107 182H109V183H107ZM155 183V184H154ZM156 185V186H155ZM165 186H167V188H165ZM85 187V189L86 190H84L83 188ZM96 187V188H95ZM160 188V190L158 191V188ZM31 188H32V184H31ZM88 188V189H87ZM105 188V189H104ZM163 188V189H162ZM99 189V190H98ZM157 191V192H155V190ZM92 190V191H91ZM162 190L164 191L163 193H162ZM106 191V192H105ZM160 191H161V193H160ZM155 192V193H154ZM167 192V191H166ZM165 192V193H166ZM169 192V193H168ZM166 194H170L171 192L170 191H168ZM32 193V192H31ZM157 193V194H156ZM212 193V192H211ZM220 192H218V193H216L215 195H214V193L213 194H210V192L208 193V195L210 194V195H214V200L215 199H217V200H222L221 198V195H222V193H220ZM154 194H155V197H154ZM158 194H159V197H158ZM220 196H219V195ZM102 195V196H101ZM207 194H206V196H207V198H204V201H205V203H204V207H205V204L206 205H208V204H214L215 203V201H213V200H211V198L210 197H212V196H208ZM221 197V198H219L218 199V197ZM223 196V195H222ZM97 197V198H96ZM209 197V198H208ZM216 197V198H215ZM111 199V198H110ZM207 199V200H206ZM96 200V201H95ZM107 200V199H106ZM163 200V202L161 203V201ZM216 200V201H217ZM90 201V202H89ZM165 201V202H164ZM210 201V202H209ZM208 202V203H207ZM221 202V201H220ZM94 203V204H93ZM103 203V202H102ZM108 203H110V204H108ZM96 204H97V206H96ZM142 206L144 207L143 208V210L146 208L145 207V203L144 202H142ZM161 204V205H160ZM164 204V206H162ZM217 204H219L218 203V201H217ZM220 204H222V203H220ZM31 205H33V204H25V206L26 207H24L23 208V210H18V211H20V225H21V227H22V229H23V232H22V234H23V236H25L24 238H22V247H20V249L19 250H17V252H18V257H19V259H20V264H51L52 262H50L49 260H50V257H47V255L45 256L46 257V262L43 260V255L41 254V249H36V248H30V246H29V234H30V232H31V222H32V219H33V216H32V212H33V210H32V208H31ZM92 205V206H91ZM160 205V206H159ZM162 206V207H161ZM160 207V208H159ZM207 207V206H206ZM205 207V208H206ZM89 208V209H88ZM175 208V209H174ZM182 208V211L184 210L183 209V207H180L179 208V210H178V208L177 207H173V210H172V215L173 216H175L174 214H176V211H174V210H178L179 211V213L178 214H176V217L178 218V219H181V218H183V213L185 212V210L183 211V213H182V211L180 210ZM204 208V209H205ZM91 209V210H90ZM147 209V208H146ZM145 209V210H146ZM163 209H162V211H163ZM32 210V211H31ZM93 210V211H92ZM189 210V209H188ZM187 210V211H188ZM205 210H207V209H205ZM204 210V211H205ZM22 211V212H21ZM160 211V212H159ZM181 211V212H180ZM190 211V210H189ZM193 210H191V212H192ZM192 212V215L191 216H193L195 219L197 218V219H199V220H201L202 221V218L200 219V215L199 214H204V216H206L207 217V215L209 216V213L206 215V213L207 212ZM144 212H146V211H144ZM191 212H189V213H191ZM226 212H227V217H228V219H226L225 221H226V223H229V225H228V227H230V229H232V230H228L226 227V223H225V226H224V232L222 231L221 232V236L223 237H225V238H227L226 240L227 241H229V242H227V248L228 249H230L229 247L231 246V251H233L234 249L235 250H237V248H242V247H244V249H242V250H244L243 251V253L245 254V255H243V253H241V252H238L237 253V255H239V258H237V256L235 255H231V253L230 254H228L227 252L228 251H230V250H228L227 251V249H225V256H227L226 258L227 259H225V257L224 256H222L221 258H220V260H219V258H217V260H216V258L214 259L213 257H211V258H213L211 261H210V257H208V258H205L203 261H206V263L207 264H214L215 262H217L216 264H220L221 262V264H228V260H229V264H235L236 262H237V264H257V263H259L260 264V262H262L263 260H264V252H260V251H264V243H262L263 241H264V232L262 231H260L261 233H254L255 231H254V229H253V231L251 232L252 234H251V238H253L255 241H250L249 242V239L248 238H244L243 236H240V233L242 234V232H241V230L240 229H238L237 230V228H239V226H240V228H242L241 227V225L240 224H238L239 223V221L237 220V219H234V217L233 218H231V216H235L234 215V213H233V211L229 214L228 212H230V210H226ZM106 213V214H105ZM174 213V214H173ZM181 213V214H180ZM195 213H198L197 215L195 214ZM90 214V215H89ZM230 215V218L232 219V221H234L233 223H235V225H236V227H235V225H234V227H232L233 226V223L231 222L230 223V221H231V219L229 218V215ZM231 214H233V215H231ZM105 215V216H104ZM181 215V216H180ZM198 216L199 215V217H196V216ZM92 216V217H91ZM105 217V219H103L104 217ZM204 216L203 215H201V217H203V219H204ZM92 218H93V220H92ZM177 218L175 219V220H177ZM235 218H237L236 216H235ZM22 219V220H21ZM159 219V218H158ZM209 219H210V217H207L206 218V221L207 222H209ZM90 220H92V221H90ZM98 222H97V221ZM230 220V221H229ZM84 221L87 223V222H89L90 221V223L89 224H87V225H85L84 224ZM204 222H205V219L203 220ZM229 221V222H228ZM93 224H92V223ZM177 222V221H176ZM79 223H82L83 225H85L86 227L87 226H89V225H91V226H89V227H85V226H83L82 224H79ZM237 223V224H236ZM83 226V228H81L80 226ZM94 225V226H93ZM232 225V226H231ZM210 226V225H209ZM238 226V227H237ZM91 227V228H90ZM88 228H89V231L87 232V235H86V232H85V230L87 231L88 230ZM95 228V229H94ZM94 229V230H93ZM100 229V230H99ZM225 229L227 230V232L228 231H231V232H228V234L225 232ZM239 232V234H236L237 232H236V230ZM91 230L93 231L92 233H91ZM233 231V232H232ZM95 232V233H94ZM236 232V233H235ZM84 233V234H83ZM89 233V234H88ZM28 234V235H27ZM91 234V235H90ZM98 234V235H97ZM225 234V235H224ZM227 234V235H226ZM261 234H262V236H261ZM27 235V236H26ZM89 235V236H88ZM160 235V236H159ZM234 235V236H233ZM237 235V236H236ZM239 235V236H238ZM256 235V238H254L253 236H255ZM259 235V236H258ZM84 236H87V237H84ZM157 236H158V238L157 237H155V235L153 234V242L155 243H153V244H151L150 246H153L152 248L155 250V247L156 246H158V248H159V250H158V248H156V250H158V251H154V250H152V248H150V250H149V256L150 255H152V256H150L151 257V259L150 260H152L153 259V261L151 262V264H155V262L157 263V264H164V262H162L163 261V259H164V261L166 262L165 264H169V262L168 261H170L168 258H167V255H164L165 253H164V241L162 240L163 239V237H162V235L161 234H157ZM227 236V237H226ZM257 236H258V238H257ZM222 237H220V235H219V237L218 236H216V238L218 239V242L217 243H220V244H223L224 243V245H226V240L222 243V240H223V238ZM235 237V238H234ZM236 237H238V238H236ZM241 237V238H240ZM4 238V237H3ZM3 238H1L0 237V251H1V253H0V264H4V262L3 261H6L5 262V264H7L8 263V256H9V253H8V249H7V247H4L5 246V239H3ZM83 238V239H82ZM88 238V239H87ZM155 238V239H154ZM220 238H222V239H220ZM224 238V239H225ZM234 238V239H233ZM240 238V239H239ZM244 238V239H243ZM260 238H263V240L262 239H260ZM78 239V240H79ZM160 241H159V240ZM233 240V242L231 241V240ZM243 239V240H242ZM88 242H87V241ZM91 240V241H90ZM221 240V241H220ZM246 240V241H245ZM251 240V239H250ZM25 241V242H24ZM99 241V242H98ZM156 241H159L158 243L156 242ZM231 241V242H230ZM240 241V243L242 244V242H244L241 246H238V242ZM234 242H236V244H235V246L236 247H234V244H232V243H234ZM254 242H257V243H254ZM4 243V244H3ZM230 243H231V245H230ZM240 243H239V245H240ZM254 245L255 244V246L253 247H251V245L252 244ZM2 244H3V246H2ZM249 245V246H247V245ZM260 244H262V246H260ZM25 245V246H24ZM79 245V246H78ZM81 245V246H80ZM156 245V246H155ZM243 245H246V246H243ZM97 246V247H96ZM160 246V247H159ZM163 247V249H162V247ZM256 246L258 247V246H260L259 247V249L257 250V248H256ZM82 247V248H81ZM245 247H248V248H251V249H249V251L248 250H246V249H248V248H246L245 249ZM75 248H76V250H75ZM165 248H166V245H165ZM240 248L238 249V250H240ZM256 248V250L255 251H253L254 249ZM6 249H7V252H6ZM66 249V250H65ZM73 249V250H72ZM253 249V250H252ZM261 249V250H260ZM49 250V249H48ZM131 250V249H130ZM130 250H128L127 252H129ZM251 250L253 251V252H251ZM69 251H70V248H69ZM78 251H79V253H78ZM96 251V252H95ZM132 251V250H131ZM152 253H151V252ZM160 251V252H159ZM49 252V251H48ZM47 252V253H48ZM75 252V253H74ZM133 252V251H132ZM159 253V255H158V253ZM250 252V253H249ZM44 253V252H43ZM83 253V254H82ZM151 253V254H150ZM162 253H163V255H162ZM261 255H260V254ZM63 254H64V256H63ZM68 256H67V255ZM71 254L73 255L74 254V256H71ZM192 254H193V252H192ZM252 254H255V255H252ZM65 255H66V257H65ZM139 255V258H140V256H141V253H139L138 254ZM248 255V256H247ZM251 255V256H250ZM5 256V257H4ZM33 256H35V257H33ZM70 256H71V258H70ZM87 256V257H86ZM154 256V257H153ZM156 256V257H155ZM198 257H199V254L197 255ZM257 256H260V257H258L257 258ZM38 257V258H37ZM41 257V258H40ZM75 257V258H74ZM96 257H98L99 258V260L97 261L96 259ZM193 257H194V262H193ZM196 257V253L194 252V254L193 255H191V257L190 256H188V259H190V262H188L189 260H187V262L188 263H186V264H198L197 262H196V260L199 262V261H201V260H199L201 257ZM231 257L234 259L235 257V259L233 260V259H231ZM35 260H34V259ZM157 258V259H156ZM160 258H162V261H161V259ZM178 258H179V255H178ZM230 258V259H229ZM262 258H263V260H262ZM73 259V260H72ZM133 259H134V261H135V257H133ZM178 260V261H176V260ZM180 259V258H179ZM179 259H177V257H175L174 258V260H175V263H174V260L173 261H170V262H172V263H174V264H181L180 263V260ZM237 259H239V260H237ZM258 259H259V261H258ZM37 260V263L35 262ZM83 260V261H82ZM97 261L96 263L94 262V261ZM155 260V261H154ZM227 260V262H225ZM230 260H232V262L230 261ZM261 260V261H260ZM44 261V262H43ZM159 261H161V262H159ZM215 261V262H214ZM224 261V262H223ZM236 261V262H235ZM242 261V262H241ZM258 261V262H257ZM34 262V263H33ZM73 262V263H72ZM83 262V263H82ZM126 262V261H125ZM177 262V263H176ZM209 262V263H208ZM219 262V263H218ZM231 262V263H230ZM235 262V263H234ZM241 262V263H240ZM55 263V264H56ZM127 263V262H126ZM125 263V264H126ZM172 263H170V264H172ZM201 263H203V264H206L205 262H199V264H201ZM52 264H54V263H52ZM128 264V263H127Z\"/></svg>", "mask_w": 264, "mask_h": 264}, {"label": "crops", "instance_id": "crops-1", "mask_svg": "<svg viewBox=\"0 0 264 264\" xmlns=\"http://www.w3.org/2000/svg\"><path fill=\"white\" fill-rule=\"evenodd\" d=\"M21 1H27V4L29 3L28 5H30V6H31V3H33V2H35L34 4H36V6H37L38 4H40V5H38V7H39V6H43V7H40V8H43V10L46 11V14H47V12H48L50 9H52V8H50L51 6H56V5L58 6V4H57L56 2H55L56 5L54 4L53 1H55V0L52 1L53 3L51 2V0H43V1H42V0H40V1L38 0V2H37V0H36V1L32 0V2H31V0H20V2H21ZM44 1L47 2V3H44ZM78 1H79V3H78ZM87 1H88V0H87ZM91 1H93V0H91ZM95 1H97V2L95 3ZM95 1H93V2H90V1H89V3H90L89 5H91V4L93 5V4H94L96 10H95V9H92V10L90 9L91 7L94 8V7H93L94 5L91 6L90 8H88L89 6H88L87 4L84 5V4H85L84 1H82V0H77V1L74 0L73 2L78 3V4H74V3H72V2L70 1L72 4H74V7L77 8V9H73L74 12H73V10H72V13H71V11H70V13H69V11H68V12H65V14H64V12H61V11H59V10H56V12L53 11V12H54V15L48 12L47 15H49V16L53 15V16H51V17H48V16L45 14V12H42V14L39 13V16H38V14L33 13L34 10H33V11L31 10L33 6H32L31 9H30L28 5L24 4V2H23L24 5H22L18 0L15 1V2H14V0H13V1H12V0H5V1H4V0H0V33H1V37L3 36V37L0 39V82H1V83H0V94H1V92H2V95H0V99H2L1 97H3V91H1V90H3L4 88L7 89V90H9L8 88H6V87L9 86V85H7V83L10 84L9 81H11L10 79H12V78H13L14 80L16 79V76H15V78H14V77H10L11 75L22 74L24 80H28V79H29V77L31 76V64H32V61H31L30 58H32V59H33V58H40V60H39V64L41 63L42 60H44V61H42L44 65H50L49 59H51V58L53 57V53H55V54L57 53V52H56L57 49H59V48L62 47L63 45H64L63 47H66L67 45H68V47H69L70 44H73V43L75 44V42L77 43V40H76V39L81 38V36H82V38L85 37V39L83 38V41L86 40V42L88 43V45H87L86 42H85L86 45L83 44L85 47H86V46L88 47V48H87V47L85 48V47L83 46V47H84V50L86 51L85 54L88 55L89 57H92V58L94 57V56H92V55H95V53H93V52H94L93 50H94L95 47L92 48L91 50H89V49L93 46V44H92V42H91L90 40H91V39L95 40V38H98V37L95 35V34H97V33H96V32H93L94 30H92V29H95L94 27H96V26H94V25H97V27H98L99 29H101L104 23H99L100 20H101V21H102V20H103V21L108 20L109 23H108V24L105 23V24H107V25L109 26V24H111V23H110L111 19H115V18H113V17H116V16L118 15V13L120 12V10H121V9L119 10V9L117 8L116 5L113 6L114 8L112 7L113 4L119 2L120 0H118V1H116V0L108 1V0H107L106 3H107V2H109V3L112 2V3H113L114 1H116V2H114L113 4L111 3L112 5L108 7L109 10L111 9L110 11H108V9H107L108 12H106V11L104 12V11H103V8H102V5H103V4L100 5L102 2L104 3L105 0H104V1H103V0H100V1H99V0H95ZM98 1H99V3H98ZM101 1H102V2H101ZM16 2H18V3H16ZM50 2H51V3H50ZM80 2H81V4H80ZM25 3H26V2H25ZM42 3H43L44 5H43ZM86 3H88V2H86ZM97 3H98V5H97ZM109 3H108V4H105L106 7H105V5H103V6H104V10L107 8L108 5H110ZM19 4H20V5H19ZM41 4H42V5H41ZM118 4L120 5V4H122V3L120 2V3H118ZM4 5H5L6 7H5ZM13 5H14V6H13ZM21 5H22V6H21ZM47 5H48L49 7H47V8H48L47 10H45L44 7H46ZM77 5H79L80 7H79V8L76 7ZM2 6H3V7H2ZM11 6H12V7H11ZM23 6H26V8H28V9L26 10V8H23ZM27 6H28V7H27ZM34 6H35V5H34ZM36 6L33 7V8H35V9L38 8V7H36ZM83 6L85 7V9H82V8H84ZM96 6L99 7V8H98V9H99V10H98V13H97V12H93V10L97 11ZM7 7H9V8H7ZM13 7H15V9H14ZM17 7H19L18 9H19V10L21 9L20 11H21V12L23 11L24 13L22 12V13H23V14H22L21 12H19V14H17V12L19 11L18 9L16 10ZM74 7H73V8H74ZM81 7H82V8H81ZM86 7H87V9H86ZM100 7H101V8H100ZM110 7H112V8H110ZM118 7H119V6H118ZM121 7H122V5L120 6V8H121ZM3 8H4V9H3ZM49 8H50V9H49ZM80 8H81L82 10H81ZM116 8H117V9H116ZM2 9H3V12H2ZM13 9H14V11H16L15 13H16L17 15H16L15 13H13ZM29 9H30V10H29ZM100 9H101V11L103 12V16H102V12L100 11ZM112 9H116V11H115V10H112ZM6 10H12V11H11L12 14H14V15L16 16L15 18H17V19H15V18H14V15H11L10 13H4V12H8V11H6ZM52 10H53V9H52ZM52 10H50V12H52ZM78 10H79V11L81 10V11H80L81 13L87 11L86 13L89 14V16H88L89 18H93V17L96 15V16H98V19H100V20H97V17H96L95 19H90V20H89V18L87 17L86 13H84V14H83V13L80 14V12H79ZM85 10H86V11H85ZM117 10H119L118 13H117ZM75 11L78 12L77 15H75V13H76ZM88 11H89V12L91 11V12L89 13ZM99 11L101 12V14H100ZM113 11L116 12L115 15H113V13H114ZM25 12H27V13H25ZM28 12H29V13H28ZM30 12H31L32 14H31ZM53 12H52V13H53ZM58 12H60V13L58 14ZM109 12H110V13H109ZM112 12H113V13H112ZM62 13L64 14V16L62 15ZM94 13H95V15H94ZM96 13H97L98 15H97ZM4 14H6V15H4ZM7 14H10V16L7 15ZM28 14H29V15H28ZM43 14L45 15V19H44V20H43L44 17L41 19V17H42L41 15H43ZM50 14H51V15H50ZM55 14H56V15H55ZM91 14L93 15V17H91V16H92ZM119 14H121V13H119ZM18 15L22 16V18L18 17ZM26 15H27L28 17H35L36 20H39V21H40V19H41L40 22L44 21V22H43L44 24L46 23V25H49V26H45V27L43 26V30H45V28H48V29H46V30H47V33H48V30H49V29L52 30V29H54V28H56V27H58V26H59L60 28H61L62 26H64L63 29H64V28H67V29L64 30V31H63V30L61 31V30H58V29H59V27H58V28H56L57 30L54 29L53 32L50 31V32H51V33H49L50 36H48V35L45 33L46 31H44V32H43L44 34L41 35V37H42V36H43V37L41 38V37L39 36V37L42 39V41H44L43 44H41V45L38 46V47H36V45H35V46H34L35 49H34V48H33V44H31L32 42L29 41V39H30L29 36L32 35V34H31V33H32V27H31L32 24H31V21L28 22V20H30L31 18H28V20H27V16H26ZM32 15H33V16H32ZM35 15H36V16H35ZM57 15H58V16H57ZM60 15H62V17H68V18H69V16H70V17H71V16H72V17H75V16H76V17H75V19H73V18L71 17L70 19L67 18V19L65 20V18L62 19ZM67 15H69V16H67ZM79 15H82V16H84V17L79 16ZM90 15H91V16H90ZM99 15H100V16H99ZM4 16H6V17H4ZM12 16H13V17H12ZM24 16H26V17H24ZM46 16H47L48 18H52V17L55 16V17H56V18L54 17L55 20H56V19H60V20L54 22V23H55V24H54L55 26L52 25V23H51V25L54 26V28H53V27L50 25V22H53V21H51V19H50V22H49V21H48L49 19L46 18ZM118 16H119V15H118ZM3 17H4L5 19H4ZM99 17H101V18H99ZM7 18H8V19H7ZM10 18H11V19H10ZM18 18L23 19V20L26 19L27 22H26V20H24V21L22 20L23 23H24V24H22V23L20 22L21 20L19 21ZM54 18H53V19H54ZM79 18H82V19H81V20H82L81 23L79 22V20H80ZM83 18L85 19V21H86V18H87V21H86V22H88V24H90V27H92L91 29L89 28L90 30L87 29L88 24L84 23V25H83V22H84V19H83ZM6 19H7V22H6ZM61 19L64 20V21H66V22L62 21ZM13 20H16L17 22H16V21H13ZM45 20H46L48 23H47ZM67 20H71V24H70L69 22H67ZM72 20H73V21H72ZM75 20H77V22H76ZM109 20H110V21H109ZM74 21L77 23V25H76V23H75ZM8 22L12 23L11 25H13L14 28H15V25H16V26L18 25V27H20V29H22V28L24 27V29H22V32H23L24 30H25L26 32L24 31L23 34H22L21 30H20L18 27H16V30H15V29H14V28H13ZM19 22H20V23H19ZM25 22L28 23V24H26V25H29L31 28H29L28 26H26V25H25ZM58 22H60V23L62 22V23H61L62 25H61L60 23H59V25H58ZM111 22H112V21H111ZM6 23H8V24H6ZM79 23H80V25H79ZM67 24H68V25H67ZM69 24H70V25H69ZM85 24H86V27H85ZM101 24H102V26H101ZM8 25H9V26H8ZM19 25H20V26H19ZM23 25H25V26L27 27V30L25 29V26H23ZM57 25H58V26H57ZM60 25H61V26H60ZM81 25H82V26H81ZM107 25H106L105 28H104V27L102 28L103 30H105V31L102 30L103 32H106V30H107V28H108ZM50 26H51V28H50ZM71 26H72V28H73V26H74L75 28L70 29ZM80 26H81V27H80ZM9 27H11L12 29H14L16 32H17V31L20 32V33H16V34H17V36L20 34L21 41L19 40V36H18V40H19L20 43L23 42V43H21V44L26 45V44L29 43V42H31V43H29L28 46L26 45L27 47H25V46H23V45L21 46V44L19 45L18 40H16V37H17V36L15 37V31H13L12 29H10ZM78 27H79V30H77ZM97 27H96V28H97ZM100 27H101V28H100ZM1 28H2V31H3V32L1 31ZM6 28L8 29V31H7ZM17 28H18L19 30H18ZM76 28H77V29H76ZM98 28H97V29H98ZM3 29H5V30H3ZM61 29H62V28H61ZM74 29H75V30H74ZM67 30H69V32H71V30H72V32H73V30H74V32H73V37L78 36L79 38H78V37L73 38L72 35H71V33L69 34V32H68ZM91 30H92V31H91ZM56 31H57V32H56ZM60 31H61V32H60ZM65 31H67V33H68L69 35H71V36H70V37H71V42L74 41V39H75V42H73V43L68 42L69 44H67V42H65V41H67V40L69 39V38H67V40H66L65 37L63 36V35L66 34ZM81 31H82V32H81ZM95 31H96V30H95ZM27 32H28V33H27ZM54 32H56V34H54ZM58 32H59V33H58ZM79 32L81 33V36L78 35ZM91 32H92V33H91ZM97 32H98V30H97ZM3 33H4V35H3ZM24 33H25V34H24ZM29 33H30V34H29ZM75 33H76V34H75ZM80 33H79V34H80ZM93 33H94V34H93ZM6 34H7V35L9 34V36H6ZM21 34H22V37H23V35H25V37H27L26 34H28V37H27L28 40H25V39H26L25 37H23V38H25V39L22 40ZM45 34L49 37V39H48L46 36H44ZM13 35H14V36H13ZM51 35H52V37H54V38H52ZM65 36H66V35H65ZM67 36H68V35H67ZM67 36H66V37H67ZM98 36H99V34H98ZM45 37H46V39H44ZM55 37H57V38H58V37H59V38L61 37L62 39H63V37H64L65 40H63V42H62V41H58V44H59V42H60V45H61L62 43H65V44H63L62 46H58V45H57L58 48L55 47V48H57V49H52V47L50 48V46H51L53 43H57L56 41L58 40V39L55 38ZM87 37H88L89 39H86ZM11 38H12L14 41H13ZM50 38H51L52 40L54 39V41H55V39H56V41H55V42L52 41L53 43H52V42H48V40L51 41ZM31 39H32V38H31ZM31 39H30V40H31ZM62 39H59V40H62ZM101 39H102V38H99V40H101ZM8 40H9V43H8ZM24 40H25V41H29V42H26V44H25V41H24ZM88 40H89V41H88ZM96 40H98V39H96ZM68 41H70V39H69ZM78 41H80V39H79ZM5 42H6V44H5ZM61 42H62V43H61ZM7 43H8V44H7ZM11 43H13V44H11ZM1 44H2V45H1ZM10 44H11V45H10ZM44 44H45V45H48V44L50 45V44H51V45H50V46H45ZM74 44H73V45H74ZM90 44H92V46H91ZM3 45H4V46H3ZM6 45H7V47H6ZM30 45H31V46H30ZM73 45H72V46H73ZM75 45H79V44L77 43V44H75ZM72 46L69 47L68 50H71V49H72L71 51H74V50H76L77 47H78V46H75L76 49H75V48L73 49ZM11 47H13L12 50H11ZM28 47H29L30 49H29ZM45 47H49V49H52V52L50 51L52 54H51L50 52L46 51V49H47V50H49V49H48V48L45 49ZM53 47H54V46H53ZM68 47H66V48H68ZM6 48H7L8 50H6ZM19 48H20V49H19ZM21 48H22V49H21ZM41 48H42V49L44 48V49L42 50ZM66 48H65V49L63 48V49L66 50ZM70 48H71V49H70ZM16 49H17L18 52L16 51ZM18 49H19V50H18ZM24 49H25V50H29V51L31 50V51H30V53H28L29 51H25ZM86 49H88V51L91 52V55H90V52L87 53V50H86ZM23 50H24V56H23ZM53 50H54V52H53ZM60 50H62V49H59L58 51H60ZM64 50H63V51H64ZM68 50H67V51H68ZM1 51H2V52H1ZM3 51H4V53H3ZM15 51H16V52H15ZM45 51H46L47 54L49 53L50 55L46 57V56H44V55H46V54H43V56L41 55V56H42V57H41V56H40V54H41L40 52L43 53V52H45ZM67 51H66V52L64 51V53H65L64 55H65V56L67 55V57H65V60H64L65 64H66L67 62H68V64H80V63H82V62L76 63V62H78L80 59H79L78 56H77V58H78L79 60H78V59L75 60V59H76V58H75V57H76V56H75V55H76L75 51H74V52L69 51L71 54L67 53ZM92 51H93V52H92ZM19 52H20V53H19ZM25 52H27V54H29V55H27ZM35 52H36V54H35ZM14 53H15V54H14ZM17 53H18V55L16 56ZM31 53H33V54L31 55ZM66 53H67V54H66ZM72 53L75 54L74 57H73ZM21 54H22V55H21ZM58 54L62 55V57L64 58V56H63V52H62V51H61V53L58 52ZM14 55H15L17 58H16ZM60 55H59L58 57H60ZM70 55H71V56H70ZM12 56H13V57H12ZM54 56H55V55H54ZM56 56H57V54H56ZM56 56H55V57H56ZM79 56H80V55H79ZM18 57H19V58H18ZM25 57H26L27 60H25ZM80 57H81V59L84 58V57H82V55H81ZM22 58H23V59H22ZM43 58H44V59H43ZM46 58H47V60H46ZM56 58H57V57H56ZM61 59H62V58H61ZM61 59H60V60H61ZM22 60H25V61H23L24 64H23V62H21ZM29 60L31 61V62H30L31 64L28 62ZM68 60H69V61H68ZM93 60H95V58H93ZM46 61H47V62H46ZM50 61H51V65H55V64H57V63H55V61H54V57H53ZM80 61H81V60H80ZM3 62H5V63H3ZM8 62H9V64H8ZM13 62L15 63L14 65H12ZM16 62H17V64H16ZM57 62H59V61H57ZM64 62H63V60L61 61V63H64ZM7 64H8V65H7ZM58 64H60V63H58ZM40 65L43 66L42 63H41ZM4 66H5V68H6V66H7V67H8V70L5 69ZM11 66H13V67H11ZM18 66H19V67H18ZM22 66H23V69H22ZM10 67H11V68H10ZM3 68H4V69H3ZM18 68H19V69H18ZM24 68H25V69H24ZM2 69H3V70H2ZM10 69H11V71H10ZM6 70H7V71H6ZM23 70H24V71H23ZM2 71H3L4 73H2ZM18 71H20L21 73H19ZM5 72H6V73H5ZM4 76H5L6 78H3V79H2V77H4ZM41 78H42V76H41ZM4 79H5V81H4ZM6 79H8V80H6ZM13 79H12V81H14ZM12 81H11V82H12ZM6 82H7V83H6ZM1 85H2V86H1ZM4 86H5V87H4ZM1 88H2V89H1ZM7 90H6V91L4 90V91H5V92H4V93H5L4 95H7V94H6ZM9 92H10V90H9ZM11 92H12V91H11ZM11 92H10V94H11ZM7 93H8V92H7ZM10 94H9V95H10ZM12 94L14 95L15 93H12ZM13 95H12V96H13ZM10 96H11V95H10ZM5 97H6V96H5ZM5 97H4V98H5ZM13 97H14V96H13ZM19 97H20V96H19ZM22 97H23V96H22ZM7 98H9L8 95H7ZM0 103H1V101H0ZM1 104H2L3 107H1L0 110H1V109L4 110V108H5V104H4V103H1ZM6 104H7V103H6ZM8 106H9V108H10V105L7 104V106H6V108H5L6 111H5V110H4V111L2 110V111L4 112L3 114H6V113H7V114H9V113L11 114V111L7 109ZM27 108H28V109H27ZM27 108H26V112H27L28 115H27V117H26V123H27L26 135H27V143L29 144V145L27 144V159H28V160L26 159L27 162H25L26 160H24V163H25L24 166H25V167H24L23 165H22V166H23V168H26V167H27L26 169H24V172H25L27 175H29V179H30V175H31V176H33V179H34V180H31L32 188H31V186H30V188H29L30 190L28 189V191H26V199H25L24 204H31V202H32V204H33L34 202H33L32 198L34 197L33 195L35 194V190H34L35 188H33V187H35V184H36V182H37L38 179H39V178H38V177H39V173H38V171H40V173H41V169H42V167H43V154H42V153H43V152H42V151H43V145H42V143H41V138H39V137H41V134H40V133H41V132H40V128H41V127H40V125H41L42 123H40V125H39V120H38V118H40V116H39V110H40V108H38V106H33V107H32V106H28V105H27ZM36 108H38L39 110L36 109ZM7 114L4 115V116H6V117L4 118L5 121H6L5 124H6L7 126H10V124H12L11 119H10V118H11V117H10L11 115H10V114L7 115ZM7 119L9 120V122H8ZM0 120H1V117H0ZM0 122H2V121H0ZM1 125H2V126H1ZM38 126H39V127H38ZM41 126H42V125H41ZM1 127H3V124H2V123L0 124V134H1L2 136H1V135H0V136L3 137L4 133H3V130H2L3 128H1ZM10 127L12 128V125H11ZM10 127H9V128H10ZM37 127H38V128H37ZM38 130H39V131H38ZM1 131H2V132H1ZM35 132H36V133H35ZM11 135H13V136H11V139H13V141L15 142V144L17 145V147L20 148L22 145H21V142H20V140H19V137L16 135V132L14 133V131H13ZM36 135H37V136H36ZM4 136H5V135H4ZM6 138H7V136H6ZM6 138L4 137L5 140H8V139H6ZM34 140H36V142H34ZM38 140H39L40 142H39ZM8 141H9V140H8ZM40 143H41V145L39 146ZM34 144L36 145V146H35L36 148L33 147ZM28 147H29L30 149H29ZM40 147H41V148H40ZM0 150H1V147H0ZM31 151H32V152H31ZM29 152H30V153H29ZM0 154H1V151H0ZM31 154H32L33 156H32ZM21 158H22V159H25L23 156H22ZM16 159H17V161H18V160L20 159V157L16 156ZM29 164H30V168H29ZM26 165H27V166H26ZM28 168H29V170H28ZM1 171H2V169H1V167H0V172H1ZM29 173H31V174H29ZM29 191H30V194H31V195L29 194ZM32 191H33V192H32ZM31 192H32V193H31ZM29 198H30V199H29ZM28 199H29V200H28ZM29 202H30V203H29ZM0 204H5V202H4V203H3V202H0ZM34 204H35V203H34ZM40 204H42V201H41ZM31 208H33V205H31ZM32 216H33V213H32ZM32 223H33V219H32V222H31V226H32ZM0 253H1V251H0Z\"/></svg>", "mask_w": 264, "mask_h": 264}]
</instances>
